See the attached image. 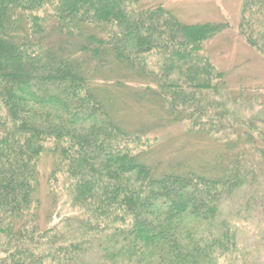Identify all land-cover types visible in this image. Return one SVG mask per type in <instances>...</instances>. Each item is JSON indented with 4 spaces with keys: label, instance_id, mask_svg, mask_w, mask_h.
Listing matches in <instances>:
<instances>
[{
    "label": "trees",
    "instance_id": "1",
    "mask_svg": "<svg viewBox=\"0 0 264 264\" xmlns=\"http://www.w3.org/2000/svg\"><path fill=\"white\" fill-rule=\"evenodd\" d=\"M168 2L0 0V264H214L235 248L217 219L260 188L264 118L246 108L261 91L211 60L226 21ZM236 31L264 59V0H242ZM194 144L195 169L167 164Z\"/></svg>",
    "mask_w": 264,
    "mask_h": 264
},
{
    "label": "rangeland",
    "instance_id": "2",
    "mask_svg": "<svg viewBox=\"0 0 264 264\" xmlns=\"http://www.w3.org/2000/svg\"><path fill=\"white\" fill-rule=\"evenodd\" d=\"M241 3L242 0H169L166 7L187 23H228L229 29L210 43L209 56L236 87H259L260 98H257L252 107H247L246 112L248 116L264 118V59L257 51L250 50L237 36L236 26ZM124 122L128 127L138 124L133 115H128ZM140 124L142 123L139 121ZM181 131L182 128H176L170 133L180 134ZM180 137L181 135L176 136L177 139ZM160 138L161 136L158 140ZM191 141H188V144H191ZM173 144L180 145L177 141ZM207 145L208 143L204 142L203 148ZM195 149L196 144L188 151H177L175 154L169 150L172 158L167 164L176 167L177 171H182L184 167L195 169L199 164L197 155L194 154ZM47 163L45 160L41 161L40 168L46 167ZM259 187L255 195L251 192L237 194L218 217L219 223L227 222L235 230L236 245L233 250L219 256L214 264H264V175Z\"/></svg>",
    "mask_w": 264,
    "mask_h": 264
}]
</instances>
